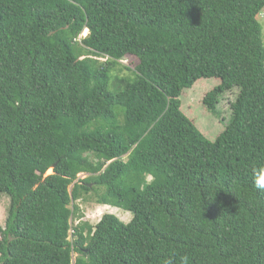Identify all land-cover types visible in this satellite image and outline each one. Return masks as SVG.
<instances>
[{
	"label": "trees",
	"instance_id": "16d2710c",
	"mask_svg": "<svg viewBox=\"0 0 264 264\" xmlns=\"http://www.w3.org/2000/svg\"><path fill=\"white\" fill-rule=\"evenodd\" d=\"M263 8L0 0V193L10 200L0 264H264ZM126 56L134 75L112 92L111 65ZM210 77L220 83L202 102L213 113L239 89L214 141L179 100ZM98 187L96 201L130 211L129 222L105 213L71 224Z\"/></svg>",
	"mask_w": 264,
	"mask_h": 264
},
{
	"label": "rangeland",
	"instance_id": "374dc122",
	"mask_svg": "<svg viewBox=\"0 0 264 264\" xmlns=\"http://www.w3.org/2000/svg\"><path fill=\"white\" fill-rule=\"evenodd\" d=\"M256 20L260 26V39L263 45L264 58V8L257 14ZM87 34L88 31L85 34L81 33L78 39L84 38ZM83 50L84 52L80 55L81 57L92 58L95 61H98L99 64L103 65L109 63V57L86 49ZM136 65L137 60L133 56H126L122 60L117 61L115 65H111V79L108 85L109 90L114 92L116 91L115 88L119 86V81H129L132 79ZM219 83L220 79L217 77L201 78L190 88L183 89L179 96L180 109L183 114L187 116L200 133L210 141H214L227 125L231 116L230 103L235 100L239 90L235 87L232 90L221 94L219 96L218 104H216L217 114L213 113L206 108L202 99L207 92L211 91ZM123 159L125 160L126 156H124ZM51 169L52 168H50L46 174H51ZM86 176H88V174H78L79 179H83ZM150 180L151 177L148 176L147 181ZM93 186L95 185H91V187ZM103 190L104 189L98 187L96 188V191L83 194L82 198L76 201L79 210L75 215V218L71 219V224H77L78 221H87L89 224L94 225L105 213L113 214L125 223L131 220L133 214L130 211L112 207L110 205H102L96 201L97 197L103 192ZM9 203V197L6 194L0 193V226L2 227L5 225ZM74 257L75 254H73V258Z\"/></svg>",
	"mask_w": 264,
	"mask_h": 264
},
{
	"label": "clouds",
	"instance_id": "9594fccd",
	"mask_svg": "<svg viewBox=\"0 0 264 264\" xmlns=\"http://www.w3.org/2000/svg\"><path fill=\"white\" fill-rule=\"evenodd\" d=\"M264 186V185H262ZM70 233H71V230H70ZM70 239V237H69ZM165 264H171L170 261H166ZM180 264H189V257L187 255H184V256H181L180 257Z\"/></svg>",
	"mask_w": 264,
	"mask_h": 264
},
{
	"label": "bare ground",
	"instance_id": "6f19581e",
	"mask_svg": "<svg viewBox=\"0 0 264 264\" xmlns=\"http://www.w3.org/2000/svg\"><path fill=\"white\" fill-rule=\"evenodd\" d=\"M87 31H88V29H84L82 33L85 34Z\"/></svg>",
	"mask_w": 264,
	"mask_h": 264
},
{
	"label": "water",
	"instance_id": "95a60500",
	"mask_svg": "<svg viewBox=\"0 0 264 264\" xmlns=\"http://www.w3.org/2000/svg\"><path fill=\"white\" fill-rule=\"evenodd\" d=\"M51 170H53V168ZM51 173H52V171H51Z\"/></svg>",
	"mask_w": 264,
	"mask_h": 264
},
{
	"label": "crops",
	"instance_id": "0c3cea01",
	"mask_svg": "<svg viewBox=\"0 0 264 264\" xmlns=\"http://www.w3.org/2000/svg\"><path fill=\"white\" fill-rule=\"evenodd\" d=\"M101 207V206H100ZM98 211H99V209H98Z\"/></svg>",
	"mask_w": 264,
	"mask_h": 264
}]
</instances>
